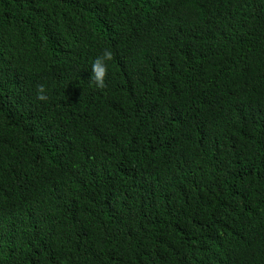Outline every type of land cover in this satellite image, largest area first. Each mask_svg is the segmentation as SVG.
I'll use <instances>...</instances> for the list:
<instances>
[{
	"label": "trees",
	"instance_id": "trees-1",
	"mask_svg": "<svg viewBox=\"0 0 264 264\" xmlns=\"http://www.w3.org/2000/svg\"><path fill=\"white\" fill-rule=\"evenodd\" d=\"M0 264H264V0H0Z\"/></svg>",
	"mask_w": 264,
	"mask_h": 264
},
{
	"label": "clouds",
	"instance_id": "clouds-1",
	"mask_svg": "<svg viewBox=\"0 0 264 264\" xmlns=\"http://www.w3.org/2000/svg\"><path fill=\"white\" fill-rule=\"evenodd\" d=\"M113 59V53L111 50H106L102 54V56H98L94 59L92 66H91V78L96 87L99 89H103L106 87L105 85V77L107 75V62L111 61ZM37 100L40 101H46L47 95H46V89L44 85H38L37 86Z\"/></svg>",
	"mask_w": 264,
	"mask_h": 264
}]
</instances>
